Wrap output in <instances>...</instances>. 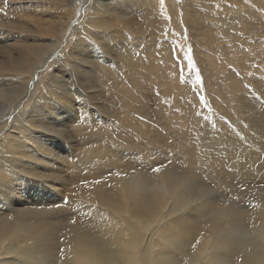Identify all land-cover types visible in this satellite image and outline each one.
<instances>
[{
  "label": "bare ground",
  "instance_id": "bare-ground-1",
  "mask_svg": "<svg viewBox=\"0 0 264 264\" xmlns=\"http://www.w3.org/2000/svg\"><path fill=\"white\" fill-rule=\"evenodd\" d=\"M75 1L0 0V42L15 38L7 28L25 29L9 18L24 6L36 12L30 20L47 18L38 32L55 41L20 36L24 57L0 55L10 61L0 60V264H264V77L245 81L244 94L234 83L223 98L212 93L211 110L200 90L184 139L160 141L149 112L116 118L100 106L102 97L128 99L120 83L163 78L178 66L197 83L189 54L196 63L212 50L264 51V26L245 22L264 21V0H93L79 35L87 51L76 45L35 84L62 47L67 12L73 7L70 26L80 10ZM123 33L141 41L138 50ZM118 38L125 47L112 46ZM104 87V96L93 93ZM205 185L220 196L209 197Z\"/></svg>",
  "mask_w": 264,
  "mask_h": 264
},
{
  "label": "rangeland",
  "instance_id": "rangeland-1",
  "mask_svg": "<svg viewBox=\"0 0 264 264\" xmlns=\"http://www.w3.org/2000/svg\"><path fill=\"white\" fill-rule=\"evenodd\" d=\"M92 1L93 0H78V1L76 0L75 1L76 4L80 7V10L76 14L75 18L73 16V20L71 21L70 26H69V20L72 18L71 16H72L73 7H72V9H69V12H67V13H69V14H67L68 18H66L67 20L65 21V24H64V29L66 28V26H68L67 27L68 30L67 31L65 30L66 32L63 33V36L60 39V41L63 40L62 44H61L62 47L60 46L61 48L57 49L53 53L51 59L43 67V70L38 71V73H35L34 78H33V80L35 79V84L40 82V80L46 74L53 71L54 68L57 69L56 65H55V67H52V65L55 64V60L62 58V56L66 52H68L70 49L75 48L76 45H80V49L87 51L86 48L83 46V44L85 42H84L83 38H81L79 35L84 34L88 30V27H85L83 30H81V28L83 25L84 16L87 15V13H90V9H88V8H89V5ZM219 1H220V3L224 2V0H219ZM177 2H178V4H180L179 6L183 5L181 1H177ZM73 6L75 7V5H73ZM27 10L28 9H25V6H24V12L21 15H19V17H15V15L9 17L11 21L14 19L12 22H14V23L17 22L16 24L18 26L23 25V27H25V29H23L21 31L15 30L16 32L14 30H10L8 28L6 29L7 31L9 30L8 34L11 33V35H13V36L16 35V36H15V38L11 37L12 39L9 38L10 40L8 42H0V55L1 56L8 58V56L11 55L12 58H16V59H18L20 56L24 57L26 55V53L20 47L21 43H18V41L23 40L21 38L22 36L31 39L30 40L31 42H35L34 40L39 39V35L43 37L41 40H43V41L45 40V42H47V43L55 42V41H52L53 37H46V36L44 37V35H43L44 33L39 34V32H38L39 29H41L43 26L46 25L47 18L45 16H41L42 15V13H41L40 15H38V20L32 21V20H30L29 13L36 14V12L33 11L32 9H30L28 11ZM144 11L146 13L148 10L145 9ZM144 11H143V13H144ZM224 11H225V8H224ZM55 12L56 13L53 16L54 18L53 17L52 18H53V23H55L57 25V22L59 21L58 20L59 16H58V11H55ZM20 16H22V17H20ZM19 19H21V20L23 19V22L19 21ZM256 20L258 21V23H256L257 22ZM245 22H247L252 28H259V26H261V24H262V26H264V21L261 22L259 19H254V20L253 19H247V20H245ZM67 23H68V25H66ZM228 26H230V27H228ZM253 26H255V27H253ZM215 27H212L213 29L211 30L212 32L214 31L213 34H215V32H216ZM76 28H79V29L77 30V32L75 34H73V31ZM231 28H232V25L231 24L229 25V23H228L223 29H227V30L230 29L231 30ZM189 31L190 30L188 27H182L181 35H182V38L184 37L183 40L186 41L187 43H189V46L191 47V44L194 42L193 41H192V43L189 42L191 39V35H190ZM158 33L162 34L160 31H157V34ZM123 35L122 36L125 37L124 42L133 43L135 45L134 47H132L130 49L134 50V51L138 50L135 47L137 45H140L141 41L138 40L137 37L133 41L132 40L129 41L128 39L134 38V36L130 35L129 33H125V34L123 33ZM157 36H159V35H157ZM164 36H166V35H164ZM168 39L170 40V37ZM174 40L176 42L175 44H177V40L176 39H174ZM200 41H202V40H200ZM158 42H160V39H156V43H158ZM125 45L126 44L123 43V38H118V41L114 42V45H112V46H119L122 48V47H125ZM143 45L140 46L139 49H141L143 47ZM177 46H178V44H177ZM212 46L214 48L217 47L216 40L212 41ZM112 49H115V47H113ZM189 49L190 48L188 47V50ZM226 49H227L226 51H220V50L214 51V50H212V51H209L208 53H203V55L200 57L198 55V61H196V63L194 61V64L196 66V72L198 73V77H199V81H200L199 83L193 82V80H194L193 77L192 78L188 77L187 74H185L183 72V70H181L182 68H180L176 64V66H178L180 69L178 67H176L177 69H171L170 68L169 74L167 73V74L163 75V78H155L153 75L150 74L149 78L143 82H136V83L133 82L132 83L131 81H129V83H125V82L120 83L117 90L122 91L123 96L126 95V97H128V99H124L122 97L114 98V99H108L106 97H102L100 100V106L106 108L105 114H107V115L112 114L116 118H118L119 113L124 112L125 109L134 108V111H138V112L143 113V114L149 112L151 114L147 118L151 119V115H153V117H154V118H152V121L154 119L153 123L156 122L157 120H159L158 122L160 124L158 122H157L158 125H157V123L154 124V127L156 126L155 127L156 129L153 128V130H156V131L153 132V135L156 133L157 135L155 134V136H160V141H162L163 138L164 139H172L171 137H173L175 139H184L186 137V134L188 132H190V128L189 127L187 128V126L185 124V122L187 120L186 116H187V114H192V116H193V113L195 111V107H194L193 103L197 101L196 97L198 96V92L200 90H201L202 94H204V93H206V91H208V96L203 98V100H200L201 106H203L202 103H204L203 107H206L209 110H211V106L209 105L208 100L210 97L213 96L212 93H215V94L219 95L221 98H223L224 95L226 96V91L228 90V87L230 88V85L234 83L235 87L240 90V93L244 94V93H247V91H249L251 88L250 86L245 84V81L251 80L250 82H254V85H255V83L257 82V80L261 76L264 77V51L262 49L256 50V49L252 48L253 52H251L252 50L250 52L239 51V49H237V48L234 49L233 47H229ZM62 51H64V52H62ZM190 53H191V51H190ZM74 55H76V53ZM81 56L86 57V55H84V54H82ZM173 57L178 59L176 56V53L173 54ZM0 60L7 62V63L10 62V61L2 59L1 57H0ZM199 60H200V63H199ZM174 61L176 63H178V60H174ZM171 64H175V63L171 61ZM60 65L63 66V64H60ZM254 65L259 66V68H256L257 66L255 67ZM237 67L239 70L237 69ZM260 68H262L263 71L260 70ZM205 69L208 71L207 74H205L203 72ZM253 69H255V70H253ZM251 70H253L254 72ZM249 72L251 74H249ZM252 73H255V74H252ZM12 74L13 73H10L7 76L2 77L1 79L4 81L5 79H7ZM58 75H60V74H58ZM212 75H214L215 77ZM248 76H249V78H248ZM43 80H44V78H43ZM78 80L81 81L82 79L79 77ZM207 81H209V83ZM73 82L77 85L76 78H73ZM99 90H101L102 92ZM211 90L213 92H211V94H209ZM105 91H108L105 87L101 88V89L96 88L95 91H93V93H95V94L97 93L96 94L97 96L98 95L104 96ZM110 91H112V90H110ZM262 91H264V86L262 88ZM91 93H92V91H91ZM89 99L91 100V98H89ZM197 99H198V97H197ZM112 101L117 105L118 110L113 111V110L109 109L107 102H112ZM24 105L25 104H23L22 107H24ZM190 107H192L193 110ZM187 108H188V111H186ZM184 111H185V113H184ZM172 116H174L175 118ZM156 117L158 119H156ZM181 117L184 118V120L181 119ZM172 118H174V119H172ZM176 119H178V120H176ZM10 124H11V121L7 122L8 127L10 126ZM209 126H210V124H208V126L206 125L204 127L203 131H201L202 134L200 133L201 136H203V134H206L208 132L206 130V128H208ZM163 128L167 129L168 134L166 136H163ZM186 129H187V131H186ZM157 131L160 133H158ZM180 134H182V135H180ZM195 181H198V179ZM195 186H197V185H195ZM205 186L206 187L204 189H202L201 191L205 192L207 190L206 192H207L209 197L218 198L220 196L218 194L213 193L207 185H205ZM18 192L22 193L21 190ZM232 200L235 201L234 203H236L238 206H245L242 199H238V198L234 197ZM241 203H243V204H241Z\"/></svg>",
  "mask_w": 264,
  "mask_h": 264
},
{
  "label": "snow or ice",
  "instance_id": "snow-or-ice-1",
  "mask_svg": "<svg viewBox=\"0 0 264 264\" xmlns=\"http://www.w3.org/2000/svg\"><path fill=\"white\" fill-rule=\"evenodd\" d=\"M160 3H161V6H163V3H164V0H160ZM190 49H189V53H190ZM186 59H187V61H188V67L189 68H193L194 67V63H193V61H192V58H191V55L189 54V55H187L186 56ZM200 81H199V77H197V83H199ZM201 100H203V97H201ZM159 169H156V171H158ZM96 183H99V181H96Z\"/></svg>",
  "mask_w": 264,
  "mask_h": 264
}]
</instances>
